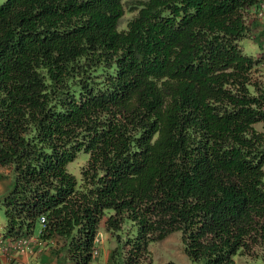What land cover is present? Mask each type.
I'll list each match as a JSON object with an SVG mask.
<instances>
[{
	"label": "trees",
	"instance_id": "obj_1",
	"mask_svg": "<svg viewBox=\"0 0 264 264\" xmlns=\"http://www.w3.org/2000/svg\"><path fill=\"white\" fill-rule=\"evenodd\" d=\"M260 2H0L4 235L43 215L71 264L90 263L99 229L111 264H153L149 242L175 230L192 261L264 264V67L239 46Z\"/></svg>",
	"mask_w": 264,
	"mask_h": 264
},
{
	"label": "rangeland",
	"instance_id": "obj_2",
	"mask_svg": "<svg viewBox=\"0 0 264 264\" xmlns=\"http://www.w3.org/2000/svg\"><path fill=\"white\" fill-rule=\"evenodd\" d=\"M3 0H0L2 2ZM131 12L126 10V6L124 7V12L122 16L119 19L118 25L119 27L124 26L126 19L130 16ZM262 37V36H261ZM258 38H255L254 36L245 35L239 39V46L241 48V51L245 54H253L257 51V45L254 43ZM254 126L264 131V124L262 121H257L254 123ZM86 159V154L82 152L81 150L78 151L75 155V157L67 162L66 168L69 172H71L76 180H79V168L81 164ZM264 168V164H263ZM9 170L5 166H0V179L1 180H7L9 177ZM264 179V177H263ZM6 218L3 211V205H2V199L0 198V223H5ZM40 227V223L35 224V230H37ZM2 228L0 227V230ZM97 243L96 248L100 250L99 252L102 253V250L104 247L107 246L109 243V237H106L105 231L102 229H99L97 233ZM114 242L110 241L108 244L112 247ZM148 249L150 252L151 262L153 264L159 263V262H167L172 261L176 264H204L202 261H192L190 260L187 255L184 252L183 244L180 239V232L175 230L170 233H168L166 236H164L161 239L154 240L149 242ZM95 256V255H93ZM90 261V264L95 263V258H93ZM234 264H260L261 260L259 258H250V257H244L239 254H235L233 256Z\"/></svg>",
	"mask_w": 264,
	"mask_h": 264
},
{
	"label": "crops",
	"instance_id": "obj_3",
	"mask_svg": "<svg viewBox=\"0 0 264 264\" xmlns=\"http://www.w3.org/2000/svg\"><path fill=\"white\" fill-rule=\"evenodd\" d=\"M254 30H256L255 32L257 34L256 38H258L254 42L257 45V51L251 55L261 56L262 57L261 62L264 67V10H263V15L261 17H258V24ZM10 184H11L10 174L7 180L5 181L0 179V196L9 189ZM0 227L2 228L0 230V234H2L5 237V239H9L13 237V236L4 235L5 223L1 222ZM40 228L41 225L37 230H35V225H34L32 230L29 233H26V235L28 236V242L23 251L12 252L8 254L9 256L6 253H0V264H23L25 261L29 262L30 264H71V262L68 259L56 257L51 247H49V244L40 238L39 236ZM105 235L106 237H108L106 232ZM110 241L112 242L113 240L109 239V243ZM108 244L106 247L103 248L102 253H100L99 252L100 250L97 249V253L95 254V256H93V258L96 259L95 263L93 264H111L109 260V252L111 246H109ZM241 256L247 257L245 255H241ZM233 264H234V259H233Z\"/></svg>",
	"mask_w": 264,
	"mask_h": 264
},
{
	"label": "built area",
	"instance_id": "obj_4",
	"mask_svg": "<svg viewBox=\"0 0 264 264\" xmlns=\"http://www.w3.org/2000/svg\"><path fill=\"white\" fill-rule=\"evenodd\" d=\"M259 5L264 8V0H261ZM259 9L256 12V16H262L263 15V9ZM39 223L41 227L44 225V216H39ZM28 242V236L26 234L18 235L9 239H5V237L0 234V253H6L7 255L12 252H20L23 251L27 245ZM95 253V252H93ZM9 256V255H8ZM23 264H30L29 262L25 261Z\"/></svg>",
	"mask_w": 264,
	"mask_h": 264
}]
</instances>
